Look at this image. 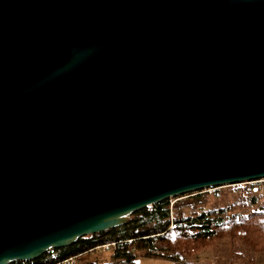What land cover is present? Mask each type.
Masks as SVG:
<instances>
[{"label":"water","instance_id":"1","mask_svg":"<svg viewBox=\"0 0 264 264\" xmlns=\"http://www.w3.org/2000/svg\"><path fill=\"white\" fill-rule=\"evenodd\" d=\"M264 179V0H0V264Z\"/></svg>","mask_w":264,"mask_h":264},{"label":"trees","instance_id":"2","mask_svg":"<svg viewBox=\"0 0 264 264\" xmlns=\"http://www.w3.org/2000/svg\"><path fill=\"white\" fill-rule=\"evenodd\" d=\"M228 187L236 193V199L226 206L205 207L206 191L191 192L176 203L171 204L170 198L135 211L124 225L80 237L36 259L10 264H75L86 255L91 259L82 264H136L142 256L178 264L204 249L215 248L220 241L232 251L230 264L246 263L247 254L243 256L242 250L250 252L253 261V253H264V205L259 203V191L251 183ZM104 245H109L108 251ZM70 258L74 262H66Z\"/></svg>","mask_w":264,"mask_h":264},{"label":"rangeland","instance_id":"3","mask_svg":"<svg viewBox=\"0 0 264 264\" xmlns=\"http://www.w3.org/2000/svg\"><path fill=\"white\" fill-rule=\"evenodd\" d=\"M254 186L255 191H259L260 199H258L259 203L264 205V179L249 182ZM244 185L245 183H241ZM205 198H204V206L211 207L215 204L220 205H228L229 203L235 201L236 193L230 190L228 186L220 188V190L215 191V188L205 189ZM189 194V193H188ZM190 195L177 196L171 198V204L180 201L181 199H185ZM188 211V209H186ZM132 217V215H131ZM108 251L109 249H104ZM243 256L247 254L245 257L246 263L243 264H264V253H253V261H250L251 254L247 252V250H242ZM232 257V251L229 249L228 244L225 241H220L217 243L215 248H207L196 254L194 257L189 259L188 261H184L183 263L178 264H230V259ZM91 257L87 255L83 257L80 261H77L76 264H82L83 262L90 260ZM136 264H176L170 259L165 258H152V257H138L136 260ZM241 264V263H240Z\"/></svg>","mask_w":264,"mask_h":264},{"label":"built area","instance_id":"4","mask_svg":"<svg viewBox=\"0 0 264 264\" xmlns=\"http://www.w3.org/2000/svg\"><path fill=\"white\" fill-rule=\"evenodd\" d=\"M151 206H152V205H150L149 207L151 208ZM103 248H104V249H108V248H109V245H104ZM67 261L74 262V259H73V258H70V259L66 260V262H67ZM75 264H76V263H75Z\"/></svg>","mask_w":264,"mask_h":264},{"label":"bare ground","instance_id":"5","mask_svg":"<svg viewBox=\"0 0 264 264\" xmlns=\"http://www.w3.org/2000/svg\"><path fill=\"white\" fill-rule=\"evenodd\" d=\"M197 192V191H196ZM188 194V193H187ZM182 196V195H181Z\"/></svg>","mask_w":264,"mask_h":264}]
</instances>
